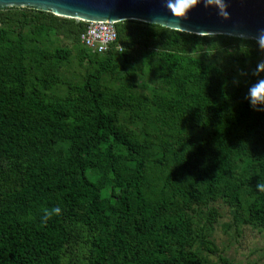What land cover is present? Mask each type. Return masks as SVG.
Segmentation results:
<instances>
[{
	"label": "trees",
	"instance_id": "trees-1",
	"mask_svg": "<svg viewBox=\"0 0 264 264\" xmlns=\"http://www.w3.org/2000/svg\"><path fill=\"white\" fill-rule=\"evenodd\" d=\"M32 9L37 13L29 18L24 9L1 8L0 23L14 28L37 23L80 43L83 22ZM115 28L116 44L122 50L112 48L102 54L105 58L85 77L75 97L47 103L42 94L26 92L20 33L14 46L17 53H8L12 61L0 59V160L5 158L10 164L24 159L26 164L25 186L1 200L0 264H62L70 227L75 223L96 230L89 239L88 264H197L191 254L183 251L190 230L187 217L172 214L164 195L157 202L148 198L147 157L141 143L115 122L99 99L102 77L112 70L114 57L127 59L128 52L148 49L153 44L161 49L159 60L166 83L176 90L175 99L165 103L191 124L219 126L211 136L214 148L209 151V162L201 168L204 189L194 187L197 191L189 199L201 204L220 195L237 204L249 189L256 200L248 208V222L264 229V193L256 188L264 180V111L253 110L246 99L248 92L242 95V85L234 84L231 89L228 81L223 86L222 67L190 58L199 47H241L240 38L188 34L131 20L120 21ZM7 36V31L0 29V45ZM245 50L264 57L253 40L247 42ZM69 55L62 49L53 53L59 61ZM7 109L13 111L4 118ZM21 111L28 112V116L16 125ZM64 138L72 145L68 156L59 159L52 146ZM102 145H107L103 154ZM114 146L125 149L134 162L131 168L119 165L122 158L114 154ZM241 155L251 156L254 164L248 177L234 182L235 159ZM103 157L114 178L109 198L103 197L101 186L87 175L94 160L100 163ZM112 200L118 202L116 211ZM54 207H60L62 215L43 224L42 209ZM111 213H115L114 218ZM175 242L179 243L178 249H173ZM208 250L214 252L215 248L210 246Z\"/></svg>",
	"mask_w": 264,
	"mask_h": 264
},
{
	"label": "rangeland",
	"instance_id": "rangeland-1",
	"mask_svg": "<svg viewBox=\"0 0 264 264\" xmlns=\"http://www.w3.org/2000/svg\"><path fill=\"white\" fill-rule=\"evenodd\" d=\"M9 8L24 9L29 18L37 13L31 7L6 6L4 9ZM0 29H5L8 35L0 45V59L12 61L11 57L8 60V53H17L14 46L20 33L24 47L25 90L42 94L47 103L77 96L85 77L105 58V55L94 54L80 43L64 39L46 26L39 27L37 23H29L22 28L0 23ZM57 49L69 51V57L56 60L53 53ZM160 53L161 49L153 44L148 49L128 52L127 59L116 55L112 70L102 77L99 99L115 122L141 143L147 157L145 190L148 198L157 202L164 195L172 214L177 212L187 217L190 230L186 234L187 244L183 251L191 254L197 264H264V229L248 222V208L256 200L249 189L241 194L237 204L229 203L220 195L201 204L189 199L195 191L204 189L201 168L209 162V151L214 148L211 136L219 126L191 124L165 103L175 99L176 90L166 83ZM190 58L208 66L222 67L223 86L229 81L233 89L236 84L234 80H238V84L243 86V96L257 80L252 75L257 62L264 59L253 56L241 47H199L193 50ZM241 72L247 75L242 76ZM12 111L4 110V118ZM27 116L28 112H19L16 125ZM16 136L19 137L17 133ZM71 145L69 139H58L52 151L59 159H65ZM106 146L102 145V154ZM113 152L122 158L119 165L130 168L134 165L123 147L114 146ZM104 158L100 163L94 160L96 163L87 175L101 186L103 197L109 198L114 188V178L105 166ZM253 164L254 160L249 155L236 157L232 180L238 182L248 177ZM25 165L24 159L9 164L7 159L1 158L0 204L7 193L25 186ZM111 203L114 211L118 210V202L112 200ZM111 215L114 218L115 213ZM163 216L173 217L167 214ZM94 233L96 230L91 227L73 224L62 264H88L89 239ZM208 244L215 248L214 252L208 250ZM178 248L179 243L175 242L173 249Z\"/></svg>",
	"mask_w": 264,
	"mask_h": 264
},
{
	"label": "water",
	"instance_id": "water-1",
	"mask_svg": "<svg viewBox=\"0 0 264 264\" xmlns=\"http://www.w3.org/2000/svg\"><path fill=\"white\" fill-rule=\"evenodd\" d=\"M6 6L31 7L58 17L88 22L131 20L152 24L158 15L171 16L161 0H0V9ZM228 11L230 19L225 20L215 9L201 4L187 20L180 21L181 28H166L195 35L238 38L241 32L251 37L264 28V0H229Z\"/></svg>",
	"mask_w": 264,
	"mask_h": 264
},
{
	"label": "clouds",
	"instance_id": "clouds-1",
	"mask_svg": "<svg viewBox=\"0 0 264 264\" xmlns=\"http://www.w3.org/2000/svg\"><path fill=\"white\" fill-rule=\"evenodd\" d=\"M164 8L171 13V16L158 15L153 18L152 25L163 26L170 28H181L180 21L187 20L189 14L196 9L199 5L203 4L205 8L215 9L217 14L223 19H230L228 11L229 0H161ZM241 40V48L247 47V42L251 39L255 41L261 52H264V28L257 30L254 36L249 37L247 33L241 32L239 36ZM240 75L244 76L247 73L241 72ZM252 75L257 77V80L250 85L246 99L249 101L253 110L264 111V59L257 62L256 68L253 70ZM238 84V80H234ZM259 193H264V180L256 185ZM42 223L47 224L53 216L62 215L60 207L43 208L42 209Z\"/></svg>",
	"mask_w": 264,
	"mask_h": 264
},
{
	"label": "built area",
	"instance_id": "built-area-1",
	"mask_svg": "<svg viewBox=\"0 0 264 264\" xmlns=\"http://www.w3.org/2000/svg\"><path fill=\"white\" fill-rule=\"evenodd\" d=\"M81 22L84 23V28L79 35V42L84 47L91 49L93 53L100 55L105 54L112 48H115L118 51L122 50L120 45L116 44V22Z\"/></svg>",
	"mask_w": 264,
	"mask_h": 264
}]
</instances>
